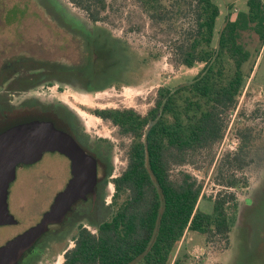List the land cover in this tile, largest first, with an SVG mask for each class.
I'll return each instance as SVG.
<instances>
[{
  "label": "rangeland",
  "instance_id": "rangeland-1",
  "mask_svg": "<svg viewBox=\"0 0 264 264\" xmlns=\"http://www.w3.org/2000/svg\"><path fill=\"white\" fill-rule=\"evenodd\" d=\"M214 1L220 8L213 41L216 46L230 13L232 19L246 13L249 0ZM106 2L103 21L93 24L68 0H0V75L4 65H17L19 71V77L14 76L0 91V108L23 112L29 100L43 106L63 105L93 143L108 149L115 179L127 167L131 139L121 137L116 127L94 112L134 109L145 116L155 105L160 88L174 89L192 82L203 65L188 69L177 63L176 45L184 44L194 29L191 15L159 25L144 14L135 0ZM86 35L92 41L100 37L95 47L87 48ZM241 43L253 54L245 71L249 73L252 66L254 70L235 110L229 114L222 142L201 152L192 165L173 169L174 177L178 172H187L203 183L206 200L200 204L201 211L212 213L211 200L220 195L226 198L234 227L228 239L217 236L208 240L200 234L187 233L173 257V261L182 259L183 264H264V46L252 31L241 34ZM92 54L98 55L96 62ZM24 61L27 65H23ZM28 62L36 64V69L45 62L61 63L75 78L69 81L74 86L45 84L35 93L16 95L22 89L13 90L17 79L25 80L41 71L29 67ZM80 69L89 78L99 73L101 80L97 77L91 84H112L102 92L86 93L75 77L82 74ZM237 154L239 162L234 163L232 158ZM70 178V161L59 153L45 154L37 164L18 168L8 205L20 224L0 227V247L39 222ZM230 180L235 182L234 187L227 185ZM114 194L110 183V204ZM116 208L110 209L105 221L111 219ZM89 229L96 231V227ZM75 235L76 231L69 242L50 247L51 257L44 264H63V254L74 247Z\"/></svg>",
  "mask_w": 264,
  "mask_h": 264
},
{
  "label": "trees",
  "instance_id": "trees-1",
  "mask_svg": "<svg viewBox=\"0 0 264 264\" xmlns=\"http://www.w3.org/2000/svg\"><path fill=\"white\" fill-rule=\"evenodd\" d=\"M68 1L93 24L103 21L108 8L106 0ZM135 1L159 25L191 15L194 29L184 44L176 45L177 63L188 69L203 67L188 84L160 88L155 105L145 116L134 109L94 112L116 127L121 137L131 139L127 167L115 179H111L113 167L101 173L100 182L114 185L112 207H117L116 211L98 226L97 235L86 229L78 233L76 246L66 254L64 264H183L182 259L173 261V257L187 233H197L208 240L217 236L228 239L234 227L226 198L220 195L211 200L212 213L201 211L200 204L206 200L203 183L187 172H178L174 177L173 169L192 165L201 152L222 142L229 114L235 110L254 70L252 66L249 73L245 71L253 54L241 43V34L254 32L264 46V2L249 0L248 11L238 13L234 19L231 10L214 46L220 17L214 0ZM86 38L87 48L91 49L100 37L93 41L89 35ZM92 55L96 62L98 55ZM41 69L69 73L59 62H45ZM80 72L75 77L87 85L101 89L112 84H91L92 80H101L99 73L89 78L84 69ZM22 108L23 112L12 113L10 109L6 113L8 117L0 123V131L34 119L52 120L61 125L59 129H65L64 125L74 120L72 115L39 111L34 106ZM4 116L0 114V118ZM238 155L232 158L234 163L239 162ZM227 185L236 184L230 180Z\"/></svg>",
  "mask_w": 264,
  "mask_h": 264
},
{
  "label": "water",
  "instance_id": "water-1",
  "mask_svg": "<svg viewBox=\"0 0 264 264\" xmlns=\"http://www.w3.org/2000/svg\"><path fill=\"white\" fill-rule=\"evenodd\" d=\"M48 153H59L69 159L72 179L36 226L0 247V264H18L51 225L64 222L73 205L88 193L95 194L97 161L69 131L59 129L58 124L47 119L20 122L0 131V226L15 222L9 212L8 196L18 167L34 165Z\"/></svg>",
  "mask_w": 264,
  "mask_h": 264
},
{
  "label": "flooded vegetation",
  "instance_id": "flooded-vegetation-1",
  "mask_svg": "<svg viewBox=\"0 0 264 264\" xmlns=\"http://www.w3.org/2000/svg\"><path fill=\"white\" fill-rule=\"evenodd\" d=\"M19 63L21 64V60ZM23 65H27V62L24 61ZM28 65H29V67H31L30 65H32L33 66L32 68L34 70L41 69V67L39 69H36L37 68L36 64H33L31 62H28ZM18 66H22V65H18ZM16 67H17V65L16 66L13 65L11 67L4 65V67L2 68V71H1V75H0V78H1L0 91L3 89L4 84L8 83V81H10L14 76L17 75L16 78L19 77V75H18L19 71L16 69ZM6 72L8 73L7 76L5 74ZM16 78H14V79H16ZM74 79L75 78L71 77L69 75V73H67V72H56V71H52L49 69L48 70L47 69H44V70L41 69V71L36 72V74L29 75V77L25 80H23V79L18 80L17 79L14 82V84L16 86L13 87V90H14V88L15 89L16 88L17 89L22 88L20 90H17V91H21V92H16V95H19V94H26L28 92L35 93L36 88L43 86L45 84L51 85L53 87H54V84H58V85H66L67 84L66 86H74L72 82L69 83V81H73ZM77 81L81 82L78 79H77ZM84 82H85L84 80H82V82H81L82 89L84 90V92L89 93V94L102 92L105 90V88H107V87H103L101 89H98L96 86H90V85L85 84ZM10 84H12V82ZM48 89H51V88H48ZM29 103H28V105H29L28 107H30V106L38 107L39 109H43L47 112L60 113L62 116L64 113V115L69 116V117H70V115H72L74 118V115L72 114V112L69 109L65 108L63 105L51 104V105L43 106L40 103H38L36 100H29ZM25 105H27V104H25ZM10 109H12V108H8V107L5 109L2 107L0 108V114L1 113L5 114L3 119L0 118V123L2 122V120H4L5 118L8 117L6 113H9ZM72 121L67 123V126L64 125L65 129L67 131H69L73 135V137L76 139V141L79 143V145L88 154L92 155L97 161L98 182H97V186L95 189V194L88 193L84 199L78 201L75 205H73L71 211L67 214L64 222L61 224H57V225H51L49 228V231L37 241V243L24 255V257L21 259V261L18 264H44L45 260L47 261L51 257V254L49 252L50 247L55 246V244L61 246L62 242H67V241L69 242L70 241L69 238L72 236V234L75 231H76V235L74 236V247L76 246V238L78 236V233L82 229L88 230L92 235H97L98 234V226L100 224H102L103 222H105L104 219L107 216V214L110 212V209L112 208L113 201L110 204L108 202V197H107L108 186L110 185V183L108 185H104L103 182H100V180H99L101 173L106 169L107 170L111 169V167H112L110 152L102 144L93 143L90 136L84 134L80 124L77 123L75 118ZM59 126L61 127L60 124H59ZM22 166H31V165H21L18 168H20ZM70 169H71V163H70ZM71 179H72V169H71L70 180ZM111 179H112V177H111ZM8 199H9V196H8ZM44 214H43V216H44ZM43 216H42V218H43ZM14 220H15L14 223L9 224V225H5V226H18L20 224V222L18 220H16L15 218H14ZM39 222L35 223L34 225H31V227L24 230L23 233H25L26 231H28L32 227L36 226ZM0 227H4V226H0ZM89 227H96V231H91L89 229ZM23 233L18 234L16 237L22 235ZM15 238H13V239H15ZM10 241H8V242H10ZM72 249L66 250L64 252V254H63L64 261H65L66 254L69 251H71Z\"/></svg>",
  "mask_w": 264,
  "mask_h": 264
},
{
  "label": "built area",
  "instance_id": "built-area-1",
  "mask_svg": "<svg viewBox=\"0 0 264 264\" xmlns=\"http://www.w3.org/2000/svg\"><path fill=\"white\" fill-rule=\"evenodd\" d=\"M263 2H264V0H263Z\"/></svg>",
  "mask_w": 264,
  "mask_h": 264
}]
</instances>
